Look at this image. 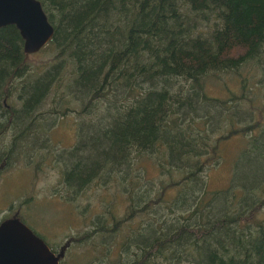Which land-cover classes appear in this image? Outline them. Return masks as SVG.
Masks as SVG:
<instances>
[{
	"label": "trees",
	"instance_id": "obj_1",
	"mask_svg": "<svg viewBox=\"0 0 264 264\" xmlns=\"http://www.w3.org/2000/svg\"><path fill=\"white\" fill-rule=\"evenodd\" d=\"M39 1L55 29L41 50L52 56L45 71L32 76L19 30L0 29V141L13 132L0 151V178L18 152L33 148L25 140L54 91L56 104L70 107L63 117L72 101H84L81 117L105 109L68 150L60 184L68 200L98 182L131 202L118 218L123 203L113 198L104 211L113 224L98 217L61 250L45 242L59 264H73L70 245L97 234L115 239L120 252L111 262L114 247L105 246L91 264H264V0ZM250 64L256 73L242 75ZM231 73L239 81L235 89L225 84L227 98L209 93L211 80ZM17 92L23 124L7 109ZM240 136L248 168L237 163L230 187L211 190L208 171L222 163V146ZM144 159L156 172L147 191L139 174ZM30 207L26 214L13 205L0 210V225L28 227ZM137 216L145 217L142 226L129 233Z\"/></svg>",
	"mask_w": 264,
	"mask_h": 264
},
{
	"label": "rangeland",
	"instance_id": "obj_2",
	"mask_svg": "<svg viewBox=\"0 0 264 264\" xmlns=\"http://www.w3.org/2000/svg\"><path fill=\"white\" fill-rule=\"evenodd\" d=\"M51 61L52 56L50 53L39 52L28 56L27 63L28 67L31 68L30 74L34 76L40 71H45ZM240 71L242 75L247 76L256 73L252 64L246 68H242ZM222 77L224 82L219 78H215L211 80L208 89L209 93L213 96L227 98L228 93H226L227 88L225 84L231 87V89H235L239 78L234 73L222 75ZM66 84L67 79L64 80L62 89H59L61 93L67 90ZM261 92L264 93V89ZM56 96L54 91H51L47 96L42 106V111L46 112V114L42 117L43 119H40L39 123H36L35 131L29 135L28 140H25L24 145L29 144L33 148L28 150L26 148L23 152H18L17 157L13 159L16 160L13 168L9 169L0 178V210L2 212L5 210L4 215L7 214L8 208L11 205L19 211L26 209L27 206H31L30 210L32 214L27 217L28 220L24 219L25 221L23 220V222L35 234L40 237L42 236L43 241L47 242L49 246L51 241L57 244L61 250V246L67 244L71 237L75 238L89 232L96 218L99 217L102 223L105 222L108 226L113 224L111 219L105 221L104 211L105 205H109L112 202L114 193H116V187L112 185L110 189L103 190L99 188L98 182H96L84 194L76 198V201L68 200L65 195L66 192L60 185L63 181V172L66 170L64 162L71 160L68 150H72L77 145L79 130H86L88 122H96L100 110L101 114L105 115V109L104 106H101L100 109L95 108L87 113V115L85 114L81 117L78 111L81 110L84 101L75 102L72 101L74 100L73 98H70V101H72L71 108L74 110L67 111L68 115L63 117L62 112L66 111L65 109H70V107L64 108L57 105ZM18 97V92L11 97L7 109L13 108L14 110L11 111L16 112V114L19 112V115L14 117L13 123L20 122L23 124V118L21 117L24 113L23 101H20ZM55 109L57 110L54 111ZM58 110L60 111L59 113H57ZM12 133H8L5 139L0 141L2 143L0 151L9 145ZM97 136L96 131H89V138L92 137L94 139ZM244 149L245 141H243L241 136L230 139L222 146V163L217 168L209 170L206 175L211 190H225L230 187L233 171L237 163H239L240 169L248 168V159L242 158L241 154ZM139 165L142 168L140 173L134 169L132 175L138 178L141 171H144L142 183L143 188L147 191L151 185L150 181L156 175V172L152 171L153 167L147 159L140 161ZM60 189L63 192H58ZM117 193L119 194L114 198L113 202L117 201L119 206L123 203L119 216H117L121 218L126 215L125 207L131 204V202L127 198L128 196L120 192ZM29 199H35V204L25 203L23 205ZM26 213L27 209L23 211V214ZM142 218L145 217L137 216L132 220L130 227H128L129 233L132 231V228L142 226ZM121 239L122 235H119L118 241L121 242ZM105 246L114 247L113 258H109V261L115 262L120 252L119 245L116 246L115 239L109 238L108 235L99 237V234L91 241L86 240L82 243H72L67 249V254L69 253L67 258L73 264L75 262L78 264H91L90 261L100 256Z\"/></svg>",
	"mask_w": 264,
	"mask_h": 264
},
{
	"label": "water",
	"instance_id": "obj_3",
	"mask_svg": "<svg viewBox=\"0 0 264 264\" xmlns=\"http://www.w3.org/2000/svg\"><path fill=\"white\" fill-rule=\"evenodd\" d=\"M15 26L27 56L41 52L55 29L39 0H0V29ZM0 264H59V258L18 220L0 225Z\"/></svg>",
	"mask_w": 264,
	"mask_h": 264
}]
</instances>
